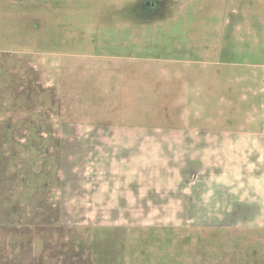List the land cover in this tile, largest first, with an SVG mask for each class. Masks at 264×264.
<instances>
[{"label":"rangeland","instance_id":"1","mask_svg":"<svg viewBox=\"0 0 264 264\" xmlns=\"http://www.w3.org/2000/svg\"><path fill=\"white\" fill-rule=\"evenodd\" d=\"M261 28L264 0H0V264H264V146L209 145L252 122Z\"/></svg>","mask_w":264,"mask_h":264},{"label":"crops","instance_id":"2","mask_svg":"<svg viewBox=\"0 0 264 264\" xmlns=\"http://www.w3.org/2000/svg\"><path fill=\"white\" fill-rule=\"evenodd\" d=\"M237 30L239 32V34L237 33L238 39L243 40L242 29ZM250 36L253 37L252 39L255 43H261L264 47V28L253 29V31H250ZM240 65L241 67L245 66V64ZM257 66L261 67V69H252L250 73H243V71L240 70V73L236 75L235 83V99L236 101H240L236 107L242 108L244 104L243 100L249 99L250 107L248 112L252 116V122L235 128L234 131L236 132L232 135L234 138H216L218 135L213 134L212 136L214 138L210 139L214 142H210V146H244V144H249L250 146H264V64H257ZM247 79H250L249 91L244 92L242 83L248 82ZM257 116H260V118ZM220 129L224 130L226 127Z\"/></svg>","mask_w":264,"mask_h":264}]
</instances>
